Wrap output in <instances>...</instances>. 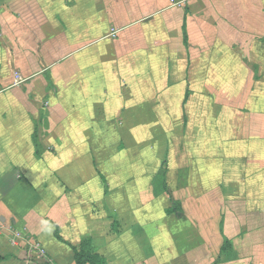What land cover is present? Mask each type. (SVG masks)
<instances>
[{
  "label": "crops",
  "instance_id": "obj_1",
  "mask_svg": "<svg viewBox=\"0 0 264 264\" xmlns=\"http://www.w3.org/2000/svg\"><path fill=\"white\" fill-rule=\"evenodd\" d=\"M57 229L109 264H264V0H0V264H76Z\"/></svg>",
  "mask_w": 264,
  "mask_h": 264
},
{
  "label": "trees",
  "instance_id": "obj_2",
  "mask_svg": "<svg viewBox=\"0 0 264 264\" xmlns=\"http://www.w3.org/2000/svg\"><path fill=\"white\" fill-rule=\"evenodd\" d=\"M185 35H186V32H185ZM34 140L36 143V135H35ZM166 174H167V169H162L153 179L154 192L156 195H159L163 192L168 191ZM182 211L183 210H182L180 202L173 201L172 206L170 209L167 210V213L176 214L177 216H180ZM55 233H56V237L60 241L70 245L71 248L74 250V253H75L74 257H75L76 264H109L107 258L103 254L97 252L94 249V247L92 246L91 238H83L81 239L79 244L73 245L70 241L65 240L64 238L61 237L58 229ZM231 246H232L231 241L225 238L223 250L221 251L220 256L217 258V263L218 261H222L223 258L225 260H228L232 257L231 252H229V249H231Z\"/></svg>",
  "mask_w": 264,
  "mask_h": 264
},
{
  "label": "built area",
  "instance_id": "obj_3",
  "mask_svg": "<svg viewBox=\"0 0 264 264\" xmlns=\"http://www.w3.org/2000/svg\"><path fill=\"white\" fill-rule=\"evenodd\" d=\"M117 33H118V31L113 29L110 34H111V36H116ZM17 240L18 241L27 240L24 236V232L15 231L12 243L15 244L17 242ZM31 244H32V247L37 251V253L40 257L45 256L46 250L41 243L31 242Z\"/></svg>",
  "mask_w": 264,
  "mask_h": 264
},
{
  "label": "rangeland",
  "instance_id": "obj_4",
  "mask_svg": "<svg viewBox=\"0 0 264 264\" xmlns=\"http://www.w3.org/2000/svg\"><path fill=\"white\" fill-rule=\"evenodd\" d=\"M15 231H17V230H10L9 231V243L12 245V246H19V243L21 242V241H18L17 240V242L15 243V244H13L12 243V241H13V236H14V233H15ZM31 242H38V241H31ZM39 243H41V242H39ZM42 244V243H41ZM43 245V244H42ZM44 248H45V246H44ZM46 250V249H45ZM47 256V252L45 253V257Z\"/></svg>",
  "mask_w": 264,
  "mask_h": 264
}]
</instances>
